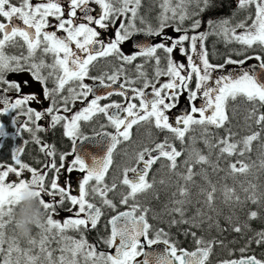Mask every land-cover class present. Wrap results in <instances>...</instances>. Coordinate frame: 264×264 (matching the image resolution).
Segmentation results:
<instances>
[{
	"label": "snow or ice",
	"instance_id": "1",
	"mask_svg": "<svg viewBox=\"0 0 264 264\" xmlns=\"http://www.w3.org/2000/svg\"><path fill=\"white\" fill-rule=\"evenodd\" d=\"M193 0H176L175 6L172 0H163L162 12L158 17L159 24L153 27L148 24L144 28H137L134 23L138 16V8L141 0H41L39 3H33L32 0H19V3H13V0H0V115L14 112L11 116V124L15 126L13 138L21 137L23 132L31 135L32 141L40 146V151L46 157L52 158L46 162L45 168L51 169L52 175L50 184H46V178L49 171L40 170L31 167L22 159L25 152L24 145L29 143L23 140L22 144L11 148L10 159L12 163L0 162V254L5 256L4 264H21V257L17 255L15 261L12 260L13 253L20 254L18 242L15 238L9 239L8 248L2 245L5 243L4 228L10 223V213L13 208V197L20 188L31 185L36 189L34 195L40 199L41 205L47 210V220L45 225L41 226L44 233L59 235L62 241L66 243L61 248L62 255L58 261L53 260L52 251L48 250L47 244L49 236L44 235L39 241L40 253L31 255V249L23 250L24 264H40L41 254L47 264H78L77 255H83L85 260H90L92 264H209V258L216 243L222 241H204L202 238L196 239L194 251H188L180 248L177 244L168 238V233L164 229H157L152 233V225L149 223L147 214L149 208L143 207L136 201V197L153 187L147 179L152 166L161 158H166L170 163L169 167H177V158L182 155L173 144L168 142L167 137L160 143H156L154 148L144 147L136 155V166L125 167L123 177L120 183L126 186L128 191L121 194L120 205H124L127 210L118 211L117 204L108 198V193L117 188L114 181L110 186L105 183L106 175L113 163V152L117 145L122 141H128L131 138V129L134 125L152 123L157 129L166 130L174 134L176 139L182 143L186 134L193 129V126H214L223 127L228 121L227 105L229 100L235 101L243 97L247 102L253 105L249 116H254L260 108H264V0H238L240 9H247L250 6L255 7V16L252 18L251 25H246L244 21L229 27L230 21L227 19L220 21L209 20L208 25L214 30L218 29V34H222L226 40L235 41L242 45L243 52H237V55H243L244 59H232L229 57L224 64H213L208 58L205 50L204 40L209 35L207 32L197 30L201 26L199 19L193 20L190 28L193 32L189 35V29L176 27V32L181 33L177 38L165 36L164 41L159 43L136 42L135 47L138 51L134 54L125 55L121 50L124 42L134 38L135 33H143L145 36H161L169 21L179 20L180 24L191 18L188 11V5ZM201 0H196L199 4ZM90 3L99 6V10L93 14V8ZM207 7L209 0H203ZM203 11V9H201ZM171 12V15L168 13ZM78 13L82 17H78ZM127 20L118 21V17L127 16ZM54 18L55 23L50 22ZM81 19L82 22H78ZM15 21H22V25ZM118 27L114 29V36L107 41L102 38L101 29H109L112 25ZM141 23H144L141 17ZM98 26V27H97ZM54 30H49V29ZM237 28L244 31L237 33ZM63 32L64 35L58 34ZM23 41L27 47V56H9L5 49L7 46H15L18 41ZM190 41L189 48L185 47V42ZM259 48V52L254 56L245 55L248 49ZM178 49L180 54L184 55L187 64L177 63L172 56L174 50ZM162 50L166 54L167 68L161 70L159 64L161 57L157 52ZM42 51L43 54H51L53 63L47 64L44 59L36 61V52ZM191 53V54H190ZM195 54L199 59L197 63L194 59ZM115 56L118 59L131 63L137 57H147L156 61V76L169 77L166 83L159 87L151 84L145 79L143 88H133L134 97L139 98V103L127 102L126 106L118 102L101 104L100 101L111 97L113 94L127 97L128 93L124 91L126 84H119L113 91H108L105 96L95 95L88 100L93 88L84 83V79L91 78L99 80L100 85L111 89L117 83V70L107 76L105 83L103 76L89 77V70L94 61L102 57ZM254 59L257 65L247 69L241 68L239 72L221 74L213 80L214 73L223 69L226 64L244 65L246 61ZM27 65V67H26ZM140 68L141 66H137ZM49 68L47 76L43 75V69ZM257 68L259 71H257ZM190 69V70H189ZM30 72L35 81L43 87L45 99L51 100V106L45 110H36L29 106L30 102L36 101L35 94H23L22 84L6 79L9 72ZM56 74L55 87L49 89L46 86L49 77ZM143 75V73H141ZM195 79V89L190 88L189 81ZM70 82L78 83L80 92L69 88V93H74V99H83L86 106L81 110L74 112L70 116L58 114L60 109L56 107V94L60 93ZM27 84V81L22 82ZM131 84V81H126ZM151 86V98L145 89ZM15 92L16 98L13 99L5 93ZM187 93V101L190 110H186L182 115L175 118V122H170L167 114L168 110L177 106V97L182 93ZM203 103L197 106L195 101L201 98ZM67 97H64V112H68ZM114 110V111H111ZM96 114H103L109 124L114 128V132L96 133V143L106 144V151L103 156H96L82 153L76 146L77 140H88L89 138L81 134V121H90ZM195 114H198L195 115ZM26 117L20 122V117ZM45 116L51 117V126L63 124V135L72 141L70 152L60 153L59 165H57L55 156V146L47 143H41L37 135L45 129L38 123ZM256 124H264V112L256 117ZM103 127V126H102ZM205 133L208 129L205 127ZM9 133L5 130V124L0 123V138L7 137ZM232 134L222 138L214 147L220 148V153L233 155L240 142H231ZM259 138V133H253L244 137L242 143L244 148L240 154L250 150L253 141ZM205 144L209 141L205 139ZM2 151V149H0ZM73 159L68 161V157ZM194 162L185 161L188 175L184 177L191 180L193 173V163H207L208 158L199 152L196 153ZM239 163V162H238ZM142 165V167H141ZM233 173H244L248 170L247 164L241 163L237 168L236 163L229 165ZM74 170L82 173V178L77 182V194H72L70 180L64 183L60 182L61 173H72ZM30 174V178L29 175ZM129 173L132 175L129 176ZM14 176V178H10ZM94 182V183H93ZM252 194L247 198L253 203H258V197L255 192V185H251ZM187 190L180 189V194L185 195ZM207 194L209 204L213 201V193ZM248 192V189H245ZM99 196L102 204L112 209L116 214L112 215L106 227L110 226V232L107 237H101L102 242L111 251L97 252L96 246L88 243L84 233L88 230H95L98 223L104 215L102 208L91 202L88 197ZM235 195L233 189H226V201ZM48 197V200L45 199ZM133 201L129 204V201ZM239 202V197H236ZM66 202H70L69 207L64 209ZM182 204V201H176ZM64 210L69 216L62 221L54 218V214ZM173 211L183 216V209L174 208ZM258 213L251 211L249 219L257 218ZM5 217H8L6 219ZM187 223V221H183ZM173 224L177 221L173 220ZM73 230L80 233V239H73L65 236L66 230ZM234 231L240 232L241 228L236 226ZM193 237L196 234L192 233ZM255 243L264 244V231L256 234ZM53 238H55L53 236ZM29 243L36 245L37 241L29 239ZM163 244L162 251H156L153 246ZM148 249V250H146ZM247 246L240 249V259H225L220 264H264V259H258L255 255H243ZM63 253H70L71 258ZM142 257V259H139Z\"/></svg>",
	"mask_w": 264,
	"mask_h": 264
},
{
	"label": "flooded vegetation",
	"instance_id": "2",
	"mask_svg": "<svg viewBox=\"0 0 264 264\" xmlns=\"http://www.w3.org/2000/svg\"><path fill=\"white\" fill-rule=\"evenodd\" d=\"M144 0H141V3ZM153 1V0H151ZM159 3L162 5L163 0H158ZM203 1V0H202ZM33 3H39L41 0H32ZM66 4V0H64ZM13 3H19V0H13ZM140 3V5H141ZM173 5L176 3V0H172ZM204 5V4H203ZM198 8L195 5L189 4L188 5V11L191 14L195 13V15H191L190 19H187L183 22V24H187L188 26L185 27L189 29V35H192L193 32L190 28V25L192 24L193 20L199 19L201 21V26L197 30L196 34L199 32H207L209 35L205 38L204 40V45H205V50L208 53V58L211 63L213 64H224L225 60L228 58H225V54H231L232 51L236 50L238 46L243 47L242 45L238 44L237 42L229 41L226 42L224 41L220 34H218L219 30L216 29L214 30L213 28H210L208 25L209 20L213 21H220L227 19L230 21L229 26L234 27L235 26V16L236 13L234 11V6H232V11L229 12L230 16L226 17L224 19H220L216 17L214 14H209V13H204L205 7ZM90 7L93 8V14L94 10H96V7L89 5ZM140 6L138 8V16L135 19L134 23L136 24L137 28H144L148 24H151L153 27L158 26L159 20L158 17L160 16L159 14L155 15H149V13L145 10L144 13L140 12ZM203 9V11H201ZM253 11H254V6L250 8L249 13L252 16L249 18H246V23H248L252 17H253ZM168 15H171V12L168 13ZM78 17H82V14L78 13ZM141 17L144 20V23H141ZM16 23H19L22 25V21H15ZM51 23H55L54 18H50ZM78 22H82L81 19H78ZM174 25L169 24L168 27L173 29L175 32L176 30L173 28ZM98 27V26H97ZM166 27V28H168ZM114 29H101V34L102 38L107 41L108 39L112 38L114 36ZM49 30H54V29H49ZM58 34L64 35L63 32H59ZM137 34V33H135ZM181 33H179L180 35ZM151 43L155 44L157 42V36L156 37H151ZM133 38H130L129 41L124 42L121 45V50L125 55H131L134 54L135 51H138V49L135 47L133 44ZM141 42V41H138ZM185 47L189 48L190 52V41L185 42ZM251 50L252 49H248ZM6 53L9 56H27V47L26 45L23 44V41H18V43L15 46L9 45L5 49ZM259 51H250L246 54L248 56H254V54L258 53ZM191 54V53H190ZM157 55L161 57V62L159 64V68H167V59H166V54L162 51L159 50L157 52ZM232 59H236L232 56H230ZM215 58V59H212ZM40 59H44L47 64H52L53 57L51 54L45 55L42 53V51H37L36 52V61L39 62ZM253 63H258L254 59L251 61H248V63L245 65V69L251 67ZM187 64V63H186ZM141 66L138 68L137 66ZM227 65V64H226ZM225 65V66H226ZM27 67V65H26ZM156 61L155 59H150L147 57H137L136 60H134L131 63H126L120 59H118L115 56H109V57H102L99 58L97 61H94L92 66L90 67L89 70V77H101L103 76L105 79V83H110L107 81V76L111 75L113 73H117V70L122 69V72L118 73V80L117 83L114 84L116 88L119 86V84H126V87L124 91L128 93L127 97H122L117 94H113L111 97H108L107 99L101 100L100 103L107 104L111 103L113 101L121 103L122 105L126 106L127 102H132V103H139V98H133L134 93L132 92L133 88H143L145 79L150 82L151 84L156 85V87H159L160 84L166 83L165 80H158L156 79ZM242 68V67H241ZM240 68V69H241ZM50 71H53L52 69L45 68L43 69V75L47 76ZM231 72H236L234 68H229L228 73ZM143 73V75H141ZM225 73V74H228ZM221 75L219 72H215L213 76V80L210 81V84H214L215 78ZM6 79L9 81H15L17 83L22 84V92L23 94H35L37 96V100L30 102L29 106L33 107L36 110L43 111L47 107L51 106V100L45 99L43 95V87L44 85H41L39 82L35 81L34 78L32 77L30 72H19V73H13L9 72L6 74ZM55 79H56V74L54 73L53 76L49 77L47 80L46 86L49 89H52L55 87ZM27 81V84H23L22 82ZM126 81H131V84H127ZM84 83L90 85L93 88V93L89 94V97L87 98L88 100H91L94 98L95 95H100V96H105L106 93L108 92H103L102 86H99V80H93L91 78H85ZM189 86L192 89H195V79L189 81ZM0 87H3L0 85ZM72 88L75 89V92H80L81 89L78 86V83L76 82H70L65 86L63 90H61L60 93L56 94V100L57 104L56 107L60 109L59 113L60 115H65V116H70L74 112H77L81 110L83 107L86 106L85 102L83 99H74V93H69L68 89ZM145 92L148 93L149 98H151V92L152 88L151 86L147 89H145ZM6 95L10 96L11 98L15 99L17 94L15 92H9L5 93ZM64 97H67V107L69 109L68 112H64ZM243 98V97H241ZM177 106L173 109L168 110L167 114L170 117V122H173V120L178 116L182 115L186 110H190L188 106V101H187V93H182L180 96L177 97ZM197 106H200L203 103L202 96L201 98L197 99L195 101ZM114 111L110 109V112ZM15 113H9V114H3L0 115V123L5 124V130L9 133L7 137H2L0 138V162H5V163H12L10 159V152L11 148L16 147L18 144H22L23 140H28L29 143L27 145H24L25 147V152L22 154V159L24 162L28 163L31 167H34L41 172L47 170L49 171V176L46 178V184H50L52 175L54 174L51 169H46L45 164L46 162L50 161L52 158L46 157V155L40 151V146L36 144L35 142L32 141L31 135L27 132H23L21 137H16L13 138V134L15 132V126L11 124V116L14 115ZM198 116V114H197ZM26 119V117H20V122H23V120ZM42 128H44V131L39 132L37 135L41 139V143H47L49 145L55 146L56 149V162L57 165H59V155L60 153L64 152H70L72 148V141L65 137L63 135L64 129H63V124H57L55 127L51 126V117L50 116H45L41 121L38 122ZM81 134L86 137H96V133H103V132H114V128L109 124L107 118L103 114H96L90 121H81ZM103 126V127H102ZM131 131V138L128 141H122L119 145H117L116 149L113 152V163L109 168V171L106 175L105 182L108 183L110 186L114 181L119 182L122 177H123V169L125 167H135L136 166V155L138 152L142 151L144 147H150L154 148L155 144L158 142L159 138V143L161 142V139L164 137L165 134L172 136L171 138H175L174 134L171 132H168L166 130H160L157 129L154 124L152 123H144L141 122L140 124L134 125L132 127ZM176 139V138H175ZM82 140H77V143H79ZM171 141V140H169ZM168 141V142H169ZM172 144V143H170ZM77 145V144H76ZM181 153L184 155V141L181 146ZM68 161H71L73 157L69 156ZM161 161L165 164H160L157 165V162L152 166L149 175L147 177L148 181L152 183L153 181L156 180V172H166L165 166L169 164L170 162L166 158H162ZM181 163H179V167L177 171H184V159L179 160ZM178 163V161H177ZM158 166V167H156ZM160 166V167H159ZM142 167V165H141ZM77 170H74L72 173H61V178L60 182L64 183L65 181H71L73 182H78V179L82 178V173H76ZM26 175L30 174L25 173ZM132 174L129 173V176ZM14 178V176L10 177ZM152 188H156V184L153 185ZM127 187L122 186V189L116 188L114 191L108 193V198L111 195H117L120 196L122 193L126 194ZM71 191L72 194H77V189L72 188L71 186ZM110 195V196H109ZM46 200H48V197H45ZM88 199L95 203L97 206L102 208V211L104 215L102 216L101 220L98 223V227L95 230H88L84 233L85 238L87 239L88 243L93 244L96 246L97 252L100 251H105L109 252L111 251L110 249L107 248V246L102 242L100 239L101 237H107V235L110 232V226L106 227L108 219L112 216L115 215L116 213L104 206L102 204V200L99 196L93 197L90 195ZM110 199V198H109ZM117 204V210L118 211H125L127 208L124 205H120L118 199H116ZM69 207H73L70 205V202H66L63 206L64 209H68ZM69 216V213L67 211L61 210L59 211L58 214H54L55 219L63 220ZM4 233H5V243L2 245V247L5 249V252L8 248V240L11 238H15L16 241L18 242V245L22 252L20 254L13 253L12 255V260L15 261L17 258V255L21 257V264H24V257H23V250L31 249V255H37L40 253L39 249V241L44 235L49 236V243L47 244L48 250L52 251V256L53 260L58 261V258L62 255L61 248L64 246L66 243L65 241L61 240V237L59 235H55V233L48 234L44 233L42 229L40 228H33L32 234L28 238L24 237H19L16 235V233L12 229V225L9 223L5 226L4 228ZM65 236L72 237L73 239H80V233L73 231V230H66L64 233ZM53 236L55 238H53ZM29 239H33L37 241L36 245H32L29 243ZM64 255L68 256V258H71L70 253H63ZM43 255L41 254V261L40 264H47V261H44ZM4 259L5 256L3 254H0V264H4ZM77 262L78 264H92L90 260H85L83 255L78 254L77 257Z\"/></svg>",
	"mask_w": 264,
	"mask_h": 264
},
{
	"label": "trees",
	"instance_id": "3",
	"mask_svg": "<svg viewBox=\"0 0 264 264\" xmlns=\"http://www.w3.org/2000/svg\"><path fill=\"white\" fill-rule=\"evenodd\" d=\"M232 6L238 15L237 22L239 19H245L241 15L249 12L252 7L240 9L238 0H209L207 7L203 5L204 13L214 14L220 19H224L225 15L230 16ZM140 7L141 13L146 10L150 16L159 14L163 10L158 0H144ZM243 21L245 22L246 19ZM168 23L174 25V29L178 25L182 28L188 26L180 24L178 19ZM255 51H259V48ZM252 108L253 105L244 98L229 100L227 105L229 119L223 127L193 126V129L185 136L184 155L177 158V167L173 170L167 164L165 173L156 172L157 178L152 184L162 189L156 191V188H151L136 197L137 202L150 209L147 218L153 226L152 233L154 234L157 229H164L168 233V238L178 247L192 251L197 247L195 242L197 238H202L206 242L222 241V244L214 245L209 264L240 258L242 255L240 249L245 246L247 249L243 255H255L258 259H264V244L255 243L256 234L264 231V124L258 125L255 122L260 112H264V108H260L254 116H249ZM205 127L208 129L207 133L204 131ZM230 133L232 134L231 142L240 143L233 155H222L220 148L214 145L222 138L228 137ZM253 133H259V138L252 142L250 150L244 151L241 155L244 137ZM166 137L168 141L171 140L169 143H172L177 150H181L182 142L171 138L172 136L165 134L161 142ZM205 139L209 141V145L205 144ZM197 152L206 156L208 162L193 163L194 175L191 180H186L184 177L188 175V172L185 161L194 162ZM161 159L157 161V165L163 163ZM183 159L184 171H177L181 163L179 160ZM232 163H236L237 168L241 166V163L247 164L249 168L244 173H233L229 167ZM251 185L256 186L258 203H253L247 198L253 191ZM181 188L187 190L185 195L180 194ZM213 188H215L213 201L209 204L207 194L212 192ZM226 189H233L235 193L227 201ZM245 189H248V192H245ZM237 196L239 202L236 201ZM176 201L183 203H176ZM177 207L183 209V216L173 211ZM251 211L258 213L257 218L249 219ZM173 220L177 223L173 224ZM236 226L241 228L240 232L234 231ZM193 232L196 234L195 237L192 235Z\"/></svg>",
	"mask_w": 264,
	"mask_h": 264
},
{
	"label": "clouds",
	"instance_id": "4",
	"mask_svg": "<svg viewBox=\"0 0 264 264\" xmlns=\"http://www.w3.org/2000/svg\"><path fill=\"white\" fill-rule=\"evenodd\" d=\"M36 189L31 185L19 189L13 197V208L10 213V224L13 231L19 237L28 238L33 228H40L47 220V210L40 203V199L34 195ZM8 219V217H5Z\"/></svg>",
	"mask_w": 264,
	"mask_h": 264
},
{
	"label": "rangeland",
	"instance_id": "5",
	"mask_svg": "<svg viewBox=\"0 0 264 264\" xmlns=\"http://www.w3.org/2000/svg\"><path fill=\"white\" fill-rule=\"evenodd\" d=\"M175 4H176V3H175ZM175 4L173 5V3H172L173 6H175ZM191 4H192V5H195V6L198 7V8H201L202 5H203V1L201 0V2H200L199 4H197V3H196V0H193V2H192ZM90 5L96 7V10H94V12H97V11L99 10V6H98V5H95L94 3H90ZM235 13H236V16H235V25L238 24V23H240L241 21L245 20V19H242V20L239 19V22H237V21H238V15H237V12H235ZM247 13H249V12H245V14H243V15H241V16H244V17H246V18H249V17L252 16L251 14H247ZM253 14H254V15H253L252 18H254V16H255V7H254ZM130 15H131V14L128 13L127 16L118 17L117 20H118V21H120V20H127V18L130 17ZM245 23H246V21H245ZM251 23H252V19H251L248 23H246V25H251ZM116 27H118V23H117L116 25H112L109 29L112 30L113 28H116ZM229 27H230V26H229ZM242 31H244V29L237 28V33H240V32H242ZM178 35H179V33L175 32V31H174L173 29H171L170 27L165 28L164 31H163V35H161V36H157V42H156V43H159V42L164 41L165 36L172 37V38H177ZM220 36H221V38H222L224 41L229 42L228 40L225 39V37H224L222 34H220ZM257 48H258V47H257ZM255 50H256V48L253 49L252 51H255ZM243 51H244V48L238 46V48H237L236 50L232 51L231 54H225V52H224V56H225V58H228V57L232 56V57H234V58H236V59H244V56H243V55H239V56L237 55V52H243ZM249 51H250V53H252L251 50H247V51L245 52V55H246ZM192 55L194 56L195 61H196L197 63H199V59H198V57H196L195 54H192ZM172 56H173V59H174L177 63H180V62H183V63H185V64L187 63L186 57H185L184 55L180 54V52H179L178 49L174 50V52L172 53ZM212 59H215V58H212ZM248 61H251V60H248ZM248 61H246L244 65L227 64L223 69L217 70V72H219V73H221V74H225V73H228L229 68H234L236 72H239L240 68H241V67L244 68L245 65L248 63ZM161 70H162V71H163V70H166V68H163V69H161ZM189 70H190V69H189ZM156 79H158V80H165V82H167L168 79H169V77H167V76H160V77H156ZM195 115H197V114H195ZM174 122H175V119L173 120V123H174ZM76 173L78 174L79 171H76ZM156 178H157V177H156ZM61 179H62V178H61ZM93 183H94V182H93ZM105 183H106V182H105ZM116 183H117V188L121 190L123 185L120 183V181H119V182H116ZM106 184H108V183H106ZM71 186H72V188H76V189H77V182L75 181V182L72 183V182L70 181V187H71ZM125 187H126V186H125ZM161 189H162V187H160V186L156 187V191H157V190H161ZM127 191H128V189H127L125 192L127 193ZM109 193H110V192H109ZM109 196H110V195H109ZM109 198L112 199L114 202H116V199H118V201L121 199V195H120V196H117V195H111ZM132 202H133V201L130 200V201H129V204H131ZM73 207H74V206H73Z\"/></svg>",
	"mask_w": 264,
	"mask_h": 264
},
{
	"label": "water",
	"instance_id": "6",
	"mask_svg": "<svg viewBox=\"0 0 264 264\" xmlns=\"http://www.w3.org/2000/svg\"><path fill=\"white\" fill-rule=\"evenodd\" d=\"M132 40H133V44L134 45L138 41H141L142 43L143 42L151 43V38L148 37V36H145L143 33L134 34V38ZM255 65H257V63H253L251 66H255ZM257 71H259L258 68H257ZM99 86H102V85H99ZM113 89H116L115 85H113L111 89L105 88V87L102 86L103 92L113 91ZM88 138H89L88 140H82L79 143H77V145H76L77 148L82 153L89 154V156H91V155L103 156L105 151H106V144H104V143H96L95 141H96L97 138L95 136L88 137ZM153 248L156 251H162L163 248H164V245L163 244H159V245L153 246ZM146 250H148V249H146ZM194 250H192V251H194ZM240 258H236V259H240ZM139 259H142V257H140ZM216 264H220V262L216 263Z\"/></svg>",
	"mask_w": 264,
	"mask_h": 264
}]
</instances>
